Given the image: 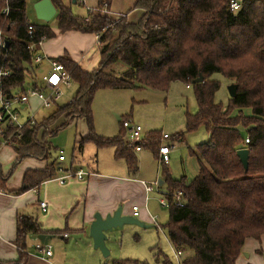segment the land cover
<instances>
[{"label": "trees", "instance_id": "1", "mask_svg": "<svg viewBox=\"0 0 264 264\" xmlns=\"http://www.w3.org/2000/svg\"><path fill=\"white\" fill-rule=\"evenodd\" d=\"M51 1L57 31L98 36L101 60L96 70L87 73L67 55L53 59L69 72L77 91L69 104L33 126L26 125L20 139H15L13 150L18 158L12 169L27 158L46 162L42 171L24 172L22 187L15 194L37 189L56 176L59 169L47 162L50 147L44 139L75 119H83L87 128L86 136L77 142L79 151L87 143L97 149L113 148L115 159L122 160L133 175L137 158L123 140L122 127L114 137L94 132V95L107 89L166 91L178 81L191 88L197 110L194 114L185 112L184 131L175 135V140L184 143L185 135L202 127L208 141L188 148L198 165V174L188 184L184 177L173 180L168 170L161 168L167 192L181 190L184 194L183 206L167 208L168 220L162 228L169 243L183 252V264H236L244 241H259L264 234V0H241L235 12L229 10L230 0H138L135 7L143 14L134 24L103 15L108 8L104 3L110 0H99L98 10L88 11L84 18L75 16L60 0ZM4 5L0 0V37L6 45V50L0 49V66L5 56L11 76L1 81L0 89L8 98L23 91L27 73L34 70L28 46L41 38L50 40L55 34L48 25L28 22L26 0H13L7 18L2 14ZM28 25L33 28L31 36ZM213 74L236 86L235 97L228 98L225 109L214 103L220 84L210 80ZM199 77L202 81L193 84ZM244 109H249L250 115H245ZM61 117L65 121L50 131ZM162 140L159 132L151 131L139 145L157 160ZM239 149L249 153L246 172L236 154ZM9 176L0 167V191ZM30 234L45 233L34 218L18 215L14 244L19 251L25 249ZM23 256L20 254L19 264H23ZM155 256L157 261L161 256L160 264H173L160 251ZM111 264L146 263L124 260Z\"/></svg>", "mask_w": 264, "mask_h": 264}, {"label": "crops", "instance_id": "2", "mask_svg": "<svg viewBox=\"0 0 264 264\" xmlns=\"http://www.w3.org/2000/svg\"><path fill=\"white\" fill-rule=\"evenodd\" d=\"M38 1L40 0H34V3ZM73 1L74 0H60L61 4L65 8H69L71 12V5L82 7L86 12L84 15L75 12L76 14L74 15L78 17L84 18L88 11H96L99 8V0H83L81 3L79 1L78 3ZM137 1L138 0H110L108 4L104 3L105 7L107 6L108 8H105L102 14L115 21L120 18H125L128 23H137L143 14L142 10L135 7ZM236 1L240 2L241 0ZM52 31L55 37L42 42L38 47L40 54L48 59H57L63 55H67L83 72L90 73L97 69L101 60L98 36L80 32H66L60 34L58 31L57 33L59 34L57 35L54 30ZM94 48L96 50L92 52ZM38 68L40 73H36L35 79H39L41 75L47 71L49 66L46 62H42L39 66H34V69ZM32 71L34 74V70ZM30 81V75L27 73L25 85ZM72 83L74 82L72 81ZM189 88L190 87H188V89ZM54 106H57V104ZM44 110L46 109L39 107V100L32 97L28 105L20 111L21 120H25L29 111H34L35 120L36 123H38L53 113H50L46 117L39 118L37 115ZM116 117L118 126H121L122 118ZM64 121L65 119L63 117L62 123ZM83 122L85 123L84 120ZM42 131L41 129L38 134L39 137ZM86 134L87 128L85 134L79 135L80 139L86 136ZM98 134L110 136L102 133ZM124 137L125 131L123 140L126 142ZM142 138H144V135ZM170 139L173 143H176V141H174L175 139L171 136ZM170 139L165 141H169ZM79 140H77V142ZM163 145H165V143H163ZM141 152L142 150L135 153L136 158ZM169 155H171V152ZM60 156L61 155L58 156V160L61 162L65 161L63 156V160H60ZM111 156L114 160H117L114 157V151H112ZM189 156L187 162L189 163V173L191 177H189L188 174L187 176L184 175V172H182L183 175L180 177L175 176L170 172L172 170L168 169L173 180H179L184 177L191 181L198 174L196 160ZM175 157L176 155L172 154V158ZM17 158L18 156L13 150V147L6 146L0 148V167L2 173L4 175L7 173L10 174L4 190L0 191V264H19L18 260L20 259V254L24 255L23 264H85L82 262V256L85 255L87 251L90 252L89 250L93 248L89 227L95 214H99L104 218L106 215L112 214L118 207H121L122 215L132 217L133 212L131 208L137 206L139 209L137 219L144 225L145 223L150 224L152 223L151 215L140 206H145L149 195H151L153 191L146 193L141 182L146 179L150 181L149 183L157 182L158 187L166 185L162 178L156 180L159 174L158 170L156 172L149 171L148 173H142L137 166V171L132 176L128 172L127 174H106L101 176L98 172H89V170L84 171L81 167L73 169L72 164H74V162L72 161L68 169L61 170L58 168L59 173L52 179L42 182L37 189L15 194V192L22 187V176L24 172L27 170L42 171L46 167L45 161L27 158L12 169L11 167ZM157 162L159 163L158 155ZM79 170L88 174L86 180L78 181L75 178H68L64 183H60L59 178ZM153 177L154 179H152ZM189 182H187V184ZM165 192H167V186ZM40 202L46 203L44 209L39 206ZM139 203H141V205H139ZM18 215H26L34 218L41 230L45 233L44 235L49 236L47 244L39 241V235L30 234L26 238L25 249L19 251L14 244L16 239V217ZM56 232L57 234H52ZM39 244L48 245L50 247L52 253L50 257H46L43 252L36 248ZM91 256H95L94 253H92ZM88 257L90 256L88 255ZM236 264H264V234L259 241L251 238H247L244 241L242 253L237 259Z\"/></svg>", "mask_w": 264, "mask_h": 264}, {"label": "rangeland", "instance_id": "3", "mask_svg": "<svg viewBox=\"0 0 264 264\" xmlns=\"http://www.w3.org/2000/svg\"><path fill=\"white\" fill-rule=\"evenodd\" d=\"M34 4V0H26L28 22L32 25H48L58 35L54 18L49 22L38 20L35 16ZM71 8L73 14L84 15L86 12L77 5H71ZM95 50V48L92 49V52H95ZM38 70L39 68L34 69V75L37 72L40 73ZM210 80L219 82L220 87L214 94V103L225 109L228 104V87L231 85V81L219 74H213ZM76 90L77 85L72 83L69 88L63 90L64 96L57 103V106L41 111L37 116L39 118L46 117L54 112L57 107L67 105L74 98ZM196 110V103L191 88H186V84L178 81L171 83L166 91L150 88L99 90L95 93L91 106L94 132L104 138L118 135L119 126L116 117L118 116L122 120L126 119L135 125H139L143 129V135L153 130L161 135L167 134L175 139V135L184 131L185 112L194 114ZM244 110L245 115H250L249 109ZM62 120L63 117L58 119L49 127V130L51 131L58 127ZM85 132L86 125L83 120L75 119L64 129L59 130L56 135L47 136L44 139L50 147V157L47 162H53L55 168H60L61 170L68 169L73 161V169L81 167L84 171L98 172L101 176L106 174H127L124 162L112 158V148L97 149L92 143H87L82 147V151L79 152L77 140L80 139L79 135L85 134ZM185 138L186 141L184 143H173L171 139L162 141L165 145L175 144L174 148L171 149L172 151H170L171 155H169L168 165L164 167L167 170H172L170 172L178 177L183 175L182 172H184V175L187 176L188 174L191 177L189 163L187 162L189 156L188 148H194L195 145L207 142L208 134L200 127L196 132L185 135ZM162 142L160 145H163ZM172 154L176 155V157L172 158ZM59 155L63 156L65 161H59ZM137 160V166L142 173L156 172L158 170L159 174L156 180L161 179V168L163 166L157 162L150 150L142 149V152L137 156ZM58 173L59 170L57 171ZM137 178L139 179L138 175ZM144 181L150 182L146 179ZM189 181L190 179L187 180L185 178L186 183ZM165 191L166 185L154 188L145 206H140L151 217L157 218V225L145 223V227H140L134 224H124L122 227L115 228L107 233L108 261L102 257L99 250L92 248L89 250L90 252L87 251L82 256V262L85 264H111L113 261L134 260L145 262L146 264H160L161 256L158 261L155 256L157 251H160L162 255L167 256L171 260L173 251L167 240L166 231L162 228L168 220V209L167 207H162L158 202V199ZM153 247H157V249L151 250ZM92 253L95 256L92 257Z\"/></svg>", "mask_w": 264, "mask_h": 264}, {"label": "built area", "instance_id": "4", "mask_svg": "<svg viewBox=\"0 0 264 264\" xmlns=\"http://www.w3.org/2000/svg\"><path fill=\"white\" fill-rule=\"evenodd\" d=\"M13 0H4L5 5L2 10V14L5 18L9 15L10 3ZM83 0H79L81 3ZM240 2L236 0H230L229 10L235 12L239 9ZM28 35L31 36L33 33V28L28 25ZM1 36V33H0ZM44 38H41L37 43L30 44L28 50L32 56V65L39 66L42 62H46L49 68L39 79H35L33 72H29L31 81L24 85L23 91H16L10 97H5L0 89V148L2 147H13L15 146V139L19 140L22 136V130L26 125H35V114L34 111H29L25 120H21L20 111L25 106L28 105L30 99L35 97L39 100V107L43 109H48L56 105L63 96V89L69 87L72 83V78L69 72L57 61L53 59H48L44 55L40 54L38 47L44 42ZM99 44V40H98ZM100 45V44H99ZM0 49L6 50V45L4 40L0 37ZM6 58L3 56L2 65L0 66V86L3 79L9 78L11 76L10 71L6 68ZM189 86L187 85V88ZM121 127L125 131V137L127 144L131 146L135 153L140 152L142 149L140 147V142L142 138V128L139 125H135L129 120H122ZM163 140L170 139L167 134L162 135ZM247 142V140H245ZM175 144L172 145H160L158 147V161L162 166H167L169 162V153L171 149L174 148ZM63 160V157H59ZM88 177V174L82 170L68 173L65 176L59 178L60 183L68 178H75L78 181H84ZM145 192L149 193L153 191L154 188H158L157 182L147 183L142 181ZM184 194L181 190H176L172 193L165 192L158 199L159 204L162 207H169L170 205L181 207L184 205L183 201ZM39 206L44 209L46 207L45 202H40ZM133 218L137 219L138 207L133 206L132 208ZM151 221L154 225H157V218L151 217ZM65 237V236H64ZM169 242V241H168ZM171 245V244H170ZM36 248L43 252L46 257L51 256V249L48 245H37ZM172 257L171 261L173 264H183L184 254L182 251L175 249L172 245Z\"/></svg>", "mask_w": 264, "mask_h": 264}, {"label": "water", "instance_id": "5", "mask_svg": "<svg viewBox=\"0 0 264 264\" xmlns=\"http://www.w3.org/2000/svg\"><path fill=\"white\" fill-rule=\"evenodd\" d=\"M74 2V1H73ZM35 16L38 20L43 22H49L56 14V9L50 0H40L34 4ZM202 81V77L194 80L192 83H199ZM228 94L230 98H234L236 94V86L231 84L228 87ZM244 171L248 168V150L239 149L236 152ZM124 224H134L140 227H144V224L138 219L131 216H124L121 214V207H118L112 214L106 215L104 218L99 214L94 215V219L89 227V234L92 238L93 248L99 250L102 257L108 261L109 251L106 247V241L108 239L107 233L111 232L115 228L122 227ZM38 239L41 243L47 244L49 236L39 235Z\"/></svg>", "mask_w": 264, "mask_h": 264}]
</instances>
